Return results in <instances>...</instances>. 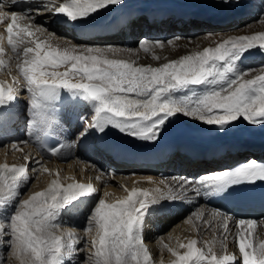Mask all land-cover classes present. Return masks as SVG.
I'll use <instances>...</instances> for the list:
<instances>
[{"label": "snow or ice", "instance_id": "obj_1", "mask_svg": "<svg viewBox=\"0 0 264 264\" xmlns=\"http://www.w3.org/2000/svg\"><path fill=\"white\" fill-rule=\"evenodd\" d=\"M33 2L38 0H29V3ZM221 2L230 6L233 0ZM235 2L239 3V0ZM16 3L17 0H9L10 5ZM123 3L124 0H50L45 10L53 15L63 14L73 24H88L91 17L104 9ZM5 9L4 0H0V23L7 22V44L13 53H17L25 35L32 37L35 33H46L43 26L30 23L34 20L31 13ZM21 22H24L23 26ZM53 36L48 33L46 41H33L34 47L23 48L26 58L17 64L23 85L17 77H13L16 87H5L0 83V107L16 100L21 88L30 93V130L39 129L45 136L56 133L61 124L52 102L62 89L79 92L94 102L93 113L80 117L83 124L77 134L80 142L86 141L90 133L103 137L114 129L132 140L154 144L160 140L166 124L178 115L216 127L221 133L231 131L241 121L264 126V66L260 69L240 66L253 50L264 55V31L223 38L214 42L215 46L192 51L159 66L139 65L131 57L140 50L149 53L155 48L162 49L165 47L163 41L144 39L138 43V48L54 45L49 42ZM3 39L0 34V57L5 52ZM180 39L173 37L167 44L175 46ZM125 53L128 58H123ZM153 59L161 58L153 55ZM5 67V60L0 58V69ZM193 86H203L202 93L198 94ZM184 91L191 94L177 95ZM5 122L6 114L0 113V124ZM21 143L26 141L15 142L13 149L22 150ZM64 147L60 144L49 151L56 156ZM23 159L25 163L21 165H0V214L14 205L6 222H0V249H8L7 256H0V264H9L12 258L19 260L20 264H65L66 259L73 264H153L142 235L145 217L150 214L152 206L162 200L183 202L189 193L204 198L223 194L229 187L264 183V162L251 159L196 178L161 179L159 184L164 185L163 188L132 187L126 189L128 194L125 197L115 202L98 199L86 218L84 234L78 237L74 230H68L65 240L56 234L61 227V212L80 197L96 193L97 188L91 183L64 185L54 179L46 191L33 193L27 199L21 198L20 188L29 180V155L25 154ZM35 163L43 172L50 173L40 161ZM36 171L33 168V172ZM143 179L152 181V177ZM188 219L190 223L202 221L206 226L217 221L216 226L221 230L222 254H218L214 247L215 239H190L179 245L186 249L183 253L165 244L164 247L175 257L172 264H236L238 258L241 264H264V236L259 238L258 245L253 241L257 229L255 219L234 218L221 208L209 211L204 207L190 213ZM230 222L234 228H230ZM229 234L234 238L238 254L228 251ZM81 240L84 246L77 248ZM80 253H84L83 260L76 259Z\"/></svg>", "mask_w": 264, "mask_h": 264}, {"label": "bare ground", "instance_id": "obj_2", "mask_svg": "<svg viewBox=\"0 0 264 264\" xmlns=\"http://www.w3.org/2000/svg\"><path fill=\"white\" fill-rule=\"evenodd\" d=\"M4 2L5 10L31 13L34 20L30 23L46 29V33L42 35L30 28V31L35 34L32 37L25 35L23 43L18 45L17 53H13L11 46L7 44V22L0 23V34H3V47L5 48L0 58L5 60L6 65L5 68L0 69V83H3L5 87L17 86L13 83V77H17L23 85V78L17 68V64L22 63L26 58L23 56V48L25 46L34 47L33 41H46L48 33L54 34L52 40L49 41L54 45H111L132 48H138V43L144 39L150 42L163 41L161 38L169 33L175 35L173 37H176V33L197 35L195 40H193L195 37H192L191 43H187L186 39L182 45L180 39L173 46L164 41L165 47L162 50L155 48L149 53L140 50L137 55L131 57L139 65L159 66L170 60L179 59L192 51L215 46L211 44L212 40L216 42L231 36L254 34L255 30L248 28L232 29L247 23L256 16L262 20L258 31H264V0H239V3L233 0L230 6H225L221 0H124L123 4L109 6L91 17L88 24H73L68 22L63 14L53 15L46 11L50 0H38L33 3H29V0H17L15 5H10L9 0H4ZM119 16L130 21L134 37L133 45L127 44L121 30L116 33L109 30V26L116 23ZM140 18L142 24L134 26ZM21 24L23 26L24 22ZM153 55L161 59L155 60ZM30 56L31 54L28 58ZM123 58H128V55L125 53ZM258 59H264V55L253 51L252 55H247L243 59L241 65L253 64L258 62ZM63 70L59 69V71ZM193 87L198 94L202 93L203 86ZM183 94L191 93L187 91L177 93V95ZM29 96L30 93L21 88L16 100L0 107V113L6 114V122L0 124V165L24 164V155H29L30 160L27 164L29 180L20 188L21 198L24 199L33 193L46 191L54 179H58L64 185L80 182L91 183L97 188L96 193L80 197L61 212L59 217L61 227L56 230V234L62 235L65 240L68 230H74L78 237L84 234L86 218L100 198L110 203L115 202L125 197L128 194L127 190L132 187L148 190L156 187L163 188L164 185L159 184L161 179L171 181V178L178 176L195 178V176L230 168L234 160L247 159L252 152L264 153V126H252L241 121L231 131L221 133L216 127L178 115L176 117H181L186 122V137L176 139L175 145L166 153L161 163L163 175L150 172L147 167L141 166L142 148L144 147L142 141L132 140L113 129L103 137L90 133L86 141L80 142L77 139V134L83 128L80 117L90 116L93 113L94 102L79 92L62 89L58 98L52 102L61 126L54 135L48 137L51 140L55 139L59 144H64L65 147L61 150V154L52 156L44 146V138L47 136L43 135L39 129L30 130L28 128ZM164 132L157 142L175 136L168 128H165ZM22 141H26L20 145L22 150H14L12 145ZM117 154L120 157L129 155L132 161L121 162L116 158ZM37 160L43 167L48 168L50 173L43 172L40 165L35 163ZM33 168L37 171L33 172ZM57 173H59L58 176ZM144 177H152V181L143 179ZM104 193L109 195L105 196ZM211 198L212 196L197 198L189 193L188 198L183 202L162 200L151 207L150 214L145 217L142 235L150 250L153 264H172L175 257L164 245L167 244L169 248L183 253L186 249L180 248L179 245L187 243L190 239L198 241L215 239L214 247L218 254H222L221 230L216 226L217 221L206 226L202 221L190 223L188 219L190 213L197 211L200 207L207 208L209 211L214 208L210 203ZM13 209L14 205L0 216L3 218ZM233 217L237 218V216ZM255 220L257 229L253 233V241L258 245L259 238L264 236V221L259 218ZM0 222L5 221L0 220ZM230 228H234L231 222ZM204 232L206 233L203 237ZM83 246V240L76 245L77 248ZM198 246L203 245L198 243ZM228 251L238 254L237 245L231 234L228 238ZM7 255V248L0 249V256ZM83 258L84 253H80L76 259L83 260ZM12 260L13 258L9 264L14 261ZM65 264H73V261L66 259ZM236 264H241L239 258Z\"/></svg>", "mask_w": 264, "mask_h": 264}, {"label": "rangeland", "instance_id": "obj_3", "mask_svg": "<svg viewBox=\"0 0 264 264\" xmlns=\"http://www.w3.org/2000/svg\"><path fill=\"white\" fill-rule=\"evenodd\" d=\"M259 14V13H258ZM260 14H261V12H260ZM244 16H246V15H244ZM197 19V18H196ZM260 23H262V20H261V18L259 17V16H256V17H254V18H252L251 20H249L247 23H245V24H242V25H240V26H238V27H236V28H234V29H232V30H244V29H252L253 31L255 30V32H253L254 34L255 33H258V32H261V31H258L259 29V25H260ZM231 30V31H232ZM257 31V32H256ZM173 36H175V35H172V33H169V34H167L164 38L162 37L161 39L163 40V42L165 41L166 43H167V41L168 40H170V39H172L173 38ZM181 37L182 39V45L186 42V39H187V43H189V38L190 39H192V37H195L193 40H195L197 37V35H195V36H192V35H183V34H179V33H176V37ZM192 41V40H191ZM211 44H214V40H212L211 41ZM179 46H181V44L179 45ZM161 49V48H160ZM162 50V49H161ZM253 51H256V50H253ZM256 61H257V59H256ZM240 66L242 67V68H255V69H260L262 66H264V59H262V60H259L258 59V62H255V63H253V64H248V65H246V66H243V65H241L240 64ZM170 175H171V173H170ZM169 176V175H168ZM197 177H199V176H197ZM195 178H196V176H195ZM11 212L12 211H10V212H8L2 219H0V220H4L5 222H6V220H7V216L8 215H10L11 214ZM260 220H262V221H264V217L263 218H260ZM205 233L206 232H204V234H202V236L204 237L205 236ZM14 260V261H13ZM13 262L11 263V264H20V261L19 260H17V259H15V258H13ZM15 262V263H14Z\"/></svg>", "mask_w": 264, "mask_h": 264}]
</instances>
